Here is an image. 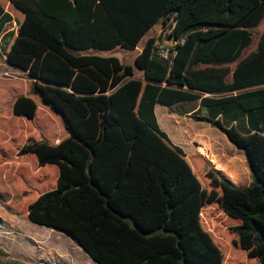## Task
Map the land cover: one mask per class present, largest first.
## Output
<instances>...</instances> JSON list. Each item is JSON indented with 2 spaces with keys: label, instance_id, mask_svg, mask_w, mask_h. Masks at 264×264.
<instances>
[{
  "label": "trees",
  "instance_id": "1",
  "mask_svg": "<svg viewBox=\"0 0 264 264\" xmlns=\"http://www.w3.org/2000/svg\"><path fill=\"white\" fill-rule=\"evenodd\" d=\"M7 1L23 20L6 61L29 74L31 93L69 134L18 149L58 171L56 187L29 203L28 220L66 234L96 264H227L202 223L203 209L218 204L224 222H234L230 250L264 264V33L246 55L264 0ZM12 21L4 13L0 28ZM157 25L175 44L147 39L135 58L142 79L118 57L86 53L135 51ZM193 103L173 113L209 124L242 151L248 185L208 172V191L161 128L157 105ZM12 111L34 121L38 104L20 95ZM45 244L37 246L53 253Z\"/></svg>",
  "mask_w": 264,
  "mask_h": 264
},
{
  "label": "rangeland",
  "instance_id": "2",
  "mask_svg": "<svg viewBox=\"0 0 264 264\" xmlns=\"http://www.w3.org/2000/svg\"><path fill=\"white\" fill-rule=\"evenodd\" d=\"M7 0H0L6 3ZM1 8V5H0ZM3 10V9H2ZM13 22L7 27H16L18 17L23 15L12 7ZM12 31L1 40L2 51L7 49L12 39ZM264 33V18L258 27L253 29V43L246 55L256 48L260 35ZM170 30L157 25L140 42L135 51L121 48L113 51L97 49L86 53L102 56H115L124 65L134 68L135 77L143 78L142 72L135 67V58L142 51L147 39L155 37L160 47H173L175 42L169 36ZM2 75H0V187L1 193L10 200L12 208L0 201V264H96L69 236L54 229L31 223L27 217V207L41 193L56 187L57 167L39 168L35 155L18 154L20 146L33 138L46 139L53 144L69 136L60 116L45 106L41 98L31 93L32 79L27 72L8 66L2 58ZM236 63L228 66L234 69ZM20 95L32 97L38 104L35 120L18 117L13 114L14 100ZM198 103L181 104L172 110L157 105L156 115L161 128L175 144L184 147L189 161L197 176L208 191L211 190L207 173L212 172L218 178L224 177L236 181L232 174L236 168L242 171L243 182L251 179L244 154L238 151L219 130L205 122H197L189 116H179L174 110L189 111ZM163 126V127H162ZM241 173V172H240ZM242 182V183H243ZM14 195L21 197L16 205ZM202 223L225 251L227 264L244 262L240 251L230 250L233 238L227 236V228L234 222H224L218 204L208 205L203 209ZM43 237L44 239H40ZM43 240V241H42ZM44 242L54 252L42 251L38 242ZM88 256V257H86ZM57 258H62L59 260ZM252 264H257L256 262Z\"/></svg>",
  "mask_w": 264,
  "mask_h": 264
},
{
  "label": "crops",
  "instance_id": "3",
  "mask_svg": "<svg viewBox=\"0 0 264 264\" xmlns=\"http://www.w3.org/2000/svg\"><path fill=\"white\" fill-rule=\"evenodd\" d=\"M1 5V9H3V13L2 15H0V21L2 20V17H3V14L4 13H8L10 14L12 17H14V14H13V11H12V6L11 4L7 1L6 3H0ZM23 19H20V17H18L17 21H16V27H10L8 28L7 25L10 23V22H5L4 25L2 26V28H0V75H2V58L4 60V63L7 64L8 66L10 65L7 61H6V55H7V52L13 42V39L15 38V36L17 35V31H18V24L20 22H22ZM14 21V20H13ZM12 21V22H13ZM10 31H12L13 33V36H12V39L9 41L8 43V46H7V49L4 50V52L2 51V48H1V40L3 39V37L9 33ZM11 66V65H10ZM13 67V66H12ZM37 103V102H36ZM210 126V125H209ZM173 141V140H172ZM230 142V141H229ZM175 143V142H174ZM231 143V142H230ZM233 144L231 143V146ZM234 146V145H233ZM181 147V146H180ZM235 147V146H234ZM236 148V147H235ZM184 151L186 152V149L183 147ZM237 149V148H236ZM238 150V149H237ZM239 151V150H238ZM242 152V151H240ZM243 153V152H242ZM244 154V153H243ZM236 170V169H235ZM241 172V173H240ZM234 176H236V181L232 180V179H229L231 182H233L234 184L236 185H248L250 182H251V179L249 182L247 183H244L242 180H243V177H242V171H238L233 173ZM243 182V183H242Z\"/></svg>",
  "mask_w": 264,
  "mask_h": 264
},
{
  "label": "built area",
  "instance_id": "4",
  "mask_svg": "<svg viewBox=\"0 0 264 264\" xmlns=\"http://www.w3.org/2000/svg\"><path fill=\"white\" fill-rule=\"evenodd\" d=\"M163 55L165 56V57H168V55H169V50H167V49H165V50H163Z\"/></svg>",
  "mask_w": 264,
  "mask_h": 264
}]
</instances>
